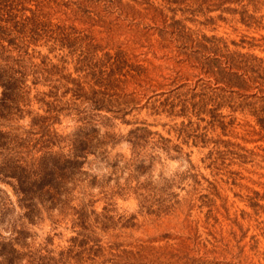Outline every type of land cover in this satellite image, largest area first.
I'll use <instances>...</instances> for the list:
<instances>
[{"label": "trees", "instance_id": "obj_1", "mask_svg": "<svg viewBox=\"0 0 264 264\" xmlns=\"http://www.w3.org/2000/svg\"><path fill=\"white\" fill-rule=\"evenodd\" d=\"M124 1L140 8L133 20L137 14L151 22L134 20L142 33L152 30L160 46L173 43L169 51L175 53V62L198 71L195 81L146 85L141 60L132 61L127 49L108 46L90 29L78 26L102 23L122 0H0V264H82L103 257L97 230L106 227L92 225L85 206H72L69 198V184L86 157L101 151L93 140L102 120L117 119L129 126L123 137L110 142L123 140L130 165L140 172L160 153L174 158L171 150L181 152V146L170 144L153 126L181 144L205 149L201 160L208 169L217 161L241 158L228 140L210 136H227L235 113L249 116L251 127L264 131V0H220L214 7L217 19L235 17L236 24L256 33H241L236 40L187 26L183 13H194L185 4L189 0H162L157 7L148 0ZM177 12L180 17L175 18ZM129 80L132 91H126ZM144 85L137 91L144 98L140 104L134 95L136 87ZM141 109L158 120L125 118ZM158 201H148L145 212L159 214L174 204L172 199ZM247 205L256 203L249 198ZM52 211L56 219L48 213L42 216ZM98 217L108 218L103 211ZM44 218L66 223L71 234L62 245L50 249L53 238L48 235L35 246L25 243V225ZM7 229L4 236L1 230ZM187 264L209 262L191 259Z\"/></svg>", "mask_w": 264, "mask_h": 264}, {"label": "rangeland", "instance_id": "obj_2", "mask_svg": "<svg viewBox=\"0 0 264 264\" xmlns=\"http://www.w3.org/2000/svg\"><path fill=\"white\" fill-rule=\"evenodd\" d=\"M161 1L148 0V4L157 7L164 2ZM220 3V0L186 1L195 14L184 12V23L200 33L226 39L236 40L241 33L256 35L236 24L235 17L227 22L217 19L218 12L214 7ZM136 9L140 8L131 1L122 0L119 8L104 17L102 23L96 21L78 26L90 29L108 46L127 49L132 61L141 60L146 67V85L156 86L155 83L165 84L171 80L195 81L196 69L175 62V53L169 51L173 49V43L160 46L155 42L152 30L142 33V26L135 25L134 20L151 24L148 18L141 20L137 14L133 20ZM178 17L179 12L175 15ZM129 82L131 80L127 82L126 91H132L134 87ZM146 85L136 87L138 96H134L141 99L140 104L144 103V98L140 97L142 92L137 91ZM125 118L145 122L158 120L155 116H147L145 109L132 111ZM252 125L249 116L235 113L234 124L227 136L210 134L212 138L228 140L232 151L241 154L240 159L230 157L217 161L210 169L205 166L207 161L201 160L205 149L181 144L159 125L153 126L151 129L167 136L170 144L181 146V152L177 155L171 150L169 154L174 158L160 153V158L140 172L128 161V145L123 140L110 142L123 137L129 126L117 119L102 120L93 140L101 151L86 157L80 173L69 184L70 205L83 204L90 212V223L106 227L104 231L97 230L103 257L85 259L82 264H187L191 259H204L209 264H264V131L258 132ZM251 129L254 132L247 133ZM10 198L14 199L11 195ZM249 198L256 203L254 207L247 205ZM156 199L159 200L157 204L166 199H172L174 204L166 212L147 214L144 206ZM53 211L42 216L48 213L54 220ZM61 211L70 212L64 208ZM101 211L107 219L94 218ZM65 226L62 222L49 223L47 218L26 224L28 237L25 243L35 246L48 235L53 238V245L48 246L50 249L62 245L71 234ZM9 232V229L1 230L4 236ZM57 232L61 236H54ZM110 253L116 256L111 257Z\"/></svg>", "mask_w": 264, "mask_h": 264}]
</instances>
